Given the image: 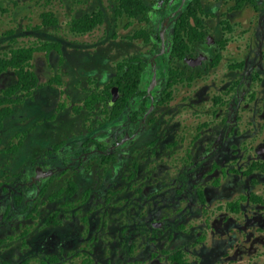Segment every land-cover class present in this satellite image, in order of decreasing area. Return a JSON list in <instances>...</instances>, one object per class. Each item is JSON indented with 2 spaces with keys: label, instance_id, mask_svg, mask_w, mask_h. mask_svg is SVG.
I'll return each instance as SVG.
<instances>
[{
  "label": "flooded vegetation",
  "instance_id": "af4514ba",
  "mask_svg": "<svg viewBox=\"0 0 264 264\" xmlns=\"http://www.w3.org/2000/svg\"><path fill=\"white\" fill-rule=\"evenodd\" d=\"M110 1L10 49L58 66L0 73V264H264V0Z\"/></svg>",
  "mask_w": 264,
  "mask_h": 264
},
{
  "label": "rangeland",
  "instance_id": "374dc122",
  "mask_svg": "<svg viewBox=\"0 0 264 264\" xmlns=\"http://www.w3.org/2000/svg\"><path fill=\"white\" fill-rule=\"evenodd\" d=\"M72 2L73 0H0V55L8 53L12 47H22L30 45L33 42L39 43V40L41 42L46 40L47 42L57 43L58 30H55V27L42 26V12L51 10L58 14V11L62 7L65 12H68L63 18V24L66 26L67 20L70 19L69 11ZM113 2L114 0L110 1V3ZM108 20L109 23H112V17H109ZM40 26L43 28L39 29ZM120 27L123 28V24ZM138 28H140L138 24L134 25L132 28L127 29V32ZM102 33L103 30L100 29L93 35L81 38L80 40L87 38L90 40L88 42H92L101 36ZM71 39L72 37L67 38L69 41ZM131 51L134 52L135 50ZM57 59L58 55L55 49L48 55L44 51L36 52L33 61L34 67L43 80H45V75L47 72L49 73L50 69L57 68ZM65 68H72L70 61L66 63ZM8 77L9 72L0 75V89L7 85Z\"/></svg>",
  "mask_w": 264,
  "mask_h": 264
},
{
  "label": "trees",
  "instance_id": "16d2710c",
  "mask_svg": "<svg viewBox=\"0 0 264 264\" xmlns=\"http://www.w3.org/2000/svg\"><path fill=\"white\" fill-rule=\"evenodd\" d=\"M122 4L128 9L134 10L132 14H135V8L137 6H146V2L143 0H123ZM42 26L43 27H55L56 16L52 11H46L42 14ZM97 20V19H96ZM96 21H93V24ZM91 23V20H80L77 26L82 24ZM93 25L89 24V27L84 26L82 29L85 31L91 29ZM56 45L54 43H44L37 46L23 47L18 49H12L9 54L0 57V73L5 72L8 69H13L19 76V85L25 84V86H32L38 83V77L34 71L33 59L37 51H44L49 54Z\"/></svg>",
  "mask_w": 264,
  "mask_h": 264
}]
</instances>
